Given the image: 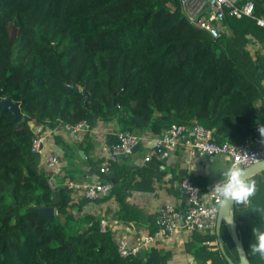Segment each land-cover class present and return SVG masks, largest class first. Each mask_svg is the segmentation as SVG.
<instances>
[{"label":"trees","instance_id":"1","mask_svg":"<svg viewBox=\"0 0 264 264\" xmlns=\"http://www.w3.org/2000/svg\"><path fill=\"white\" fill-rule=\"evenodd\" d=\"M253 2L254 15H264V0ZM224 20L228 32L214 38L188 21L178 0H0V97L21 112L14 121L0 105V264H149L141 253L118 254L100 218L82 212L87 199L72 202L71 190L51 186L50 172L40 168L44 157L31 150L33 126L115 119L123 130L159 134L195 121L217 142L242 143L264 122V109L255 106L264 100V61L245 49L261 27L227 12ZM113 170L110 177L96 168L100 182L112 186L94 201L113 198L114 217L132 220L124 192L130 178L122 166ZM251 179L252 204L264 206V172ZM242 205L234 204L235 228L249 262L264 264L250 251L260 213ZM45 206L54 209L52 218L34 210ZM219 234L237 263L223 221ZM196 238L206 243L216 235ZM191 253L198 264H229L207 244Z\"/></svg>","mask_w":264,"mask_h":264},{"label":"crops","instance_id":"2","mask_svg":"<svg viewBox=\"0 0 264 264\" xmlns=\"http://www.w3.org/2000/svg\"><path fill=\"white\" fill-rule=\"evenodd\" d=\"M258 33L260 34L258 36L251 34L248 36L250 40L245 45V49L254 60L260 58L264 61V29L259 28ZM261 85L264 89V76L261 78ZM255 106L256 110L264 109V100L258 99ZM261 124L264 122L260 123L258 128ZM118 130L123 129L115 119L107 122L95 121L88 129L78 132L57 127L45 139L41 151L42 157L51 152L59 159L61 172L50 176L51 186L62 187L66 179L100 182L96 168L108 152V146L116 140L115 133ZM132 132L144 134L146 139L137 144L130 154L119 158L114 167L122 166L127 171L126 177L130 178L124 191L125 201L132 206L135 218L129 221L116 219L114 213L117 204L113 198L103 201L88 200L82 207V212L93 214L98 216L100 221H105L107 230L112 233L116 243L126 238L132 244L135 239L153 231L156 228L159 209L163 204L168 203L183 208L185 195L181 190L180 182L185 176H188L200 188L201 193L205 194L209 184L220 178L219 172H214L213 167L220 168L225 162H230L227 157L220 155L209 158L196 157L193 159L195 170L189 172V166L185 162L186 154L180 148L167 158L145 162L143 157L151 146L155 134L150 133L147 128H134ZM114 167L112 166L108 176L114 175ZM40 168L46 173L49 172L44 166V158ZM108 195L109 193L106 196ZM69 197L72 202L83 198L79 191H70ZM247 206L243 204L241 207ZM203 235L200 233L189 235L183 230H177L169 238L146 247L141 251L143 252L141 255L145 256L144 260H148L149 264H198L191 252L204 244H207L211 250L219 249L217 239L206 243L197 240V236ZM204 264L211 262L208 260Z\"/></svg>","mask_w":264,"mask_h":264},{"label":"built area","instance_id":"3","mask_svg":"<svg viewBox=\"0 0 264 264\" xmlns=\"http://www.w3.org/2000/svg\"><path fill=\"white\" fill-rule=\"evenodd\" d=\"M178 5L191 24L207 31L214 38L220 37L227 31L224 20L226 12L238 18L241 16L253 18L256 24L264 29V17L254 15L253 0H178ZM170 6L173 7L172 3ZM205 6H208V11L202 10ZM201 10L198 18L194 19V15ZM89 126L86 121L73 125L60 124L53 128H47L44 124H34L31 150L41 153L45 139L57 127L78 132L88 129ZM261 127H264V124H261L259 129ZM115 136L116 140L108 146V152L98 165V170L103 175L108 174L112 166L118 162L120 155L130 154L134 146L146 139L144 134L128 130H118ZM178 148L185 152V162L188 166L196 157L209 158L220 155L246 167L264 159V136L259 131L256 135L245 138L240 144L228 141L217 142L212 129L204 128L195 121L191 125L172 123L161 133L155 134L143 160L148 162L152 159L167 158ZM44 166L50 172V176L61 172L59 159L51 152L44 156ZM216 182L209 184L208 191L203 194L200 188L188 176H185L180 182L181 190L185 195L183 208L180 209L168 203L163 204L156 218V228L135 239L132 244L126 238L118 240V254L121 257L134 256L146 247L169 238L177 230H183L189 235L194 233L215 235L220 204V197L212 191ZM49 183L51 184L50 179ZM111 186L108 181L92 183L66 179L64 182L66 189L81 192L82 197L89 201L103 199L110 192ZM100 229L107 230L104 220L100 221Z\"/></svg>","mask_w":264,"mask_h":264},{"label":"clouds","instance_id":"4","mask_svg":"<svg viewBox=\"0 0 264 264\" xmlns=\"http://www.w3.org/2000/svg\"><path fill=\"white\" fill-rule=\"evenodd\" d=\"M264 136V127L259 129ZM195 170L193 160L189 165V172ZM214 172H219V179L214 184L213 190L220 197L221 205L228 204L229 201L237 204L251 205L253 210L260 213L259 225L252 229V239L250 241V251L253 256H258L264 260V206L252 204V198L257 192L256 182L249 177L246 169L234 160L225 162L220 168H214ZM226 222H231L230 217L226 218Z\"/></svg>","mask_w":264,"mask_h":264},{"label":"water","instance_id":"5","mask_svg":"<svg viewBox=\"0 0 264 264\" xmlns=\"http://www.w3.org/2000/svg\"><path fill=\"white\" fill-rule=\"evenodd\" d=\"M208 9H209L208 6H205V7H203L202 10L208 11ZM202 10L199 13H197L196 15H194L193 18L197 19L198 16L201 14ZM72 87H74L76 90H79V88L75 85H72ZM0 105L2 106V108H7L13 113V115H14L13 120L14 121L20 120L21 112H20L19 107L16 103L12 102L10 99L0 97ZM135 121L140 123L141 125H143V121L140 117L136 116ZM136 146H134V147H136ZM121 157H122V155L119 156V158H121ZM244 168L246 169L247 174L249 175L250 178L252 176L257 175V174H262L264 172V159L259 160L257 162H254V163H252V164H250ZM110 175H112V173H110ZM234 204H235V202H232V201H229L228 204H226V205L219 204L218 217H217V223H216V232H215L216 239H217V245H218L219 251L221 252L222 256L225 258V260L229 264H251L249 262L247 254L245 252L243 242L240 239L238 232L235 228ZM34 210L36 212L46 216L47 218H52V216L54 215V209L52 207H49V206L35 208ZM227 217H230V219H231L230 223L226 222ZM222 221L226 223V225L229 229V232H230L232 242L235 245L237 255H238V262L237 263L233 262L228 257V255L225 253V251L222 247L221 238H220V234H219V228H220V224ZM141 254H143V252H141Z\"/></svg>","mask_w":264,"mask_h":264}]
</instances>
